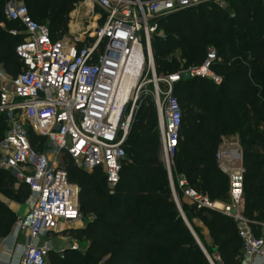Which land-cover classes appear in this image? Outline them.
Returning <instances> with one entry per match:
<instances>
[{
	"label": "trees",
	"instance_id": "obj_1",
	"mask_svg": "<svg viewBox=\"0 0 264 264\" xmlns=\"http://www.w3.org/2000/svg\"><path fill=\"white\" fill-rule=\"evenodd\" d=\"M8 0H0V64L11 76L23 68L16 54L24 36L10 30L23 27L6 18ZM31 17L46 25L53 40L69 31L70 14L81 0H23ZM166 37L152 39L158 75L201 67L214 48L217 59L210 70L222 78L217 85L203 76L183 75L176 83L174 96L179 101L183 120L178 151L172 170L175 185L180 180L187 188L209 195L212 200L229 201V181L216 161L221 138L235 127L252 136L246 143L255 151L244 155L245 215L257 236L264 223V5L260 0H232L229 9L201 5L160 19ZM181 53V61L176 53ZM182 65V68H181ZM243 110V111H242ZM238 111L242 114L235 118ZM8 123L0 111V140ZM46 137L30 132L31 145L44 151ZM120 182L109 192L102 168L87 172L78 167L66 152L69 180L79 187L80 209L91 220L83 228L71 229L70 236L87 242L83 254L67 250L61 258L51 251L48 264H211L184 221L174 199L170 177L161 160L158 115L150 97H145L134 114L126 144ZM177 183V184H176ZM30 189L16 185L11 171L0 167V191L17 194L26 200ZM184 189L182 188V191ZM207 196L209 199L210 197ZM211 200V199H210ZM197 233L194 218L203 219L212 243L202 239L215 264H243V242L239 225L230 217L208 208L183 205ZM17 215L0 200V237H6ZM213 246L215 248H213ZM220 256V260L216 256Z\"/></svg>",
	"mask_w": 264,
	"mask_h": 264
},
{
	"label": "built area",
	"instance_id": "obj_2",
	"mask_svg": "<svg viewBox=\"0 0 264 264\" xmlns=\"http://www.w3.org/2000/svg\"><path fill=\"white\" fill-rule=\"evenodd\" d=\"M232 0H81L71 12L69 37L53 40L46 25L35 21L23 1L10 0L4 12L19 21L23 35L16 54L22 70L11 76L0 64V111L8 129L0 140V167L9 170L32 193L29 210L16 221L15 238L24 236L20 258L4 264H48L51 251L61 258L67 250H79L70 225H78L79 187L69 180L64 152L79 168L92 172L102 168L111 194L120 182L125 144L143 92L153 85L161 140V160L172 182L183 114L174 96L176 83L189 72L217 85L222 78L211 70L217 59L210 48L205 63L172 74L158 75L152 48L155 36L165 38L161 18L201 5L227 10ZM264 5V0H260ZM86 18L80 22L75 17ZM50 140L39 151L31 145L30 132ZM216 161L229 181V201H211L180 180L189 205L208 208L232 218L239 225L244 257L264 255V236H257L245 215L244 155L240 147L222 138ZM173 196L179 204L175 189ZM264 223H262L263 225ZM60 237L55 247L53 236ZM3 238L0 237V242ZM59 242V240H57Z\"/></svg>",
	"mask_w": 264,
	"mask_h": 264
},
{
	"label": "rangeland",
	"instance_id": "obj_3",
	"mask_svg": "<svg viewBox=\"0 0 264 264\" xmlns=\"http://www.w3.org/2000/svg\"><path fill=\"white\" fill-rule=\"evenodd\" d=\"M8 1H10V0H8ZM18 1H23V0H18ZM77 8H78V5L75 7V9L73 10V11H75V10H77ZM72 11V12H73ZM80 11H78V12H75V17H76V19H78L80 22H84L85 20H86V18H84V17H82L81 15H79L78 16V13H79ZM69 37V31H68V33L67 34H65L64 36H63V38H68ZM176 57H177V60L178 61H181L182 63H183V61H182V59H181V53L180 52H177L176 53ZM181 68H182V65H181ZM161 75H163V74H161ZM153 89V85L151 84V85H148V88H147V90L146 91H144L143 92V95H147L148 97H150V99H151V101H152V103H153V107H154V110H155V112H157V109H156V105H155V100H154V97L152 96V94H151V90ZM137 111V110H136ZM243 111V110H242ZM242 111H238V113L236 114V116H235V118L236 119H238V116L239 115H241L242 114ZM157 115H158V113H157ZM244 127H238V126H236L235 127V130H231V131H228L226 134H224L223 136H222V138L224 137V138H226L227 140H229V141H231V142H233L234 144H236L238 147H240L241 148V150L243 151V153L244 152H246V151H255L257 148L255 147V146H250V145H248L246 142L247 141H249L250 139H252V136H247L246 134H242V131H244ZM221 138V139H222ZM45 145H47V147H49V144H50V140L49 139H45ZM163 163V162H162ZM163 166V168L165 167L164 166V164L162 165ZM165 170L167 171V169L165 168ZM173 170H175V165L173 166ZM168 172V171H167ZM169 174V173H168ZM170 177V176H169ZM172 178H173V175H172ZM14 179H15V181H16V185H17V187H19L20 186V184H22L15 176H14ZM170 183H171V181H170ZM177 184V183H176ZM173 187H174V189H175V192H176V195H177V198H178V200H179V203H180V206H181V209H182V211L184 212V210H183V205H187L188 203H187V201H186V198H185V195H184V191H182V187L180 186V182L177 184V187H176V185H175V181L173 180V185H172V183H171V188H172V190H173ZM28 191V190H27ZM197 191V190H196ZM173 192V191H172ZM199 193H201V192H199ZM28 195H30V192L28 191ZM207 196H209V195H207ZM210 197V196H209ZM0 198H2V200H3V202L10 208V205H13V204H16V205H20V204H23V203H25V200L24 201H20V199H18V195L17 194H11V193H9V192H2V191H0ZM210 199H211V201H217V200H212V198L210 197ZM179 208V207H178ZM185 214V213H184ZM186 216V215H185ZM186 218H187V216H186ZM92 218H91V216H84V218H83V220L80 222V223H78V225H75L74 223L73 224H71L70 225V227L71 228H78V227H80V228H83V227H85L87 224H88V222L91 220ZM187 220H188V218H187ZM189 221V220H188ZM194 221H195V224H196V226H198L199 228H200V232L199 233H197L196 231H195V229H194V227L191 225V223H190V221H189V224L191 225V228L193 229V231L195 232V234L197 235V237L199 238V240H200V242L203 244V246L205 247V245H204V243H203V241H202V239H204L206 242H207V244H211L212 242L210 241V240H207V238H206V236H205V230H204V226L206 227V224L204 223V221H203V219L202 218H200V217H195L194 218ZM53 239H55L54 241H55V247H58L59 245H61V243L60 242H58L56 239H57V236H53ZM69 243H71V244H73V241L71 240V242H68V244ZM79 246H80V249L79 250H77V251H79V253H81V254H83L84 253V251H85V249H86V247H87V242H81L80 244H79ZM205 249L207 250V248L205 247ZM213 260V259H212ZM213 262H214V260H213ZM100 264H103V263H100ZM214 264H215V262H214Z\"/></svg>",
	"mask_w": 264,
	"mask_h": 264
},
{
	"label": "crops",
	"instance_id": "obj_4",
	"mask_svg": "<svg viewBox=\"0 0 264 264\" xmlns=\"http://www.w3.org/2000/svg\"><path fill=\"white\" fill-rule=\"evenodd\" d=\"M31 199H32V193H30L29 197L25 200V203L20 204V205H16V204L10 205V209L15 212V214L17 215V219H18V217L25 215L28 212ZM0 200L3 201L2 198H0ZM218 202H221V201H218ZM15 225H16V223L14 224L9 235L6 237H2L3 241L0 242V264H4L5 260L11 259V258H13L14 261L17 263V261L20 258V253L22 250V244L24 243L25 238H24V236H21L18 239L15 238V232H16ZM78 228H80V227H78ZM71 229H76V228H71ZM204 230H205L204 234H205L207 240H210L212 242V239L210 236V231H209L208 227L204 226ZM261 236H264V224L261 225ZM60 239H61L60 237H57L56 240H59V242H60ZM71 240L77 241L79 244L81 243L78 240L74 239L73 237H72V239H70L69 242H71ZM216 259L220 260V256L217 255ZM243 264H264V255L261 257H258L254 261L246 259L244 257Z\"/></svg>",
	"mask_w": 264,
	"mask_h": 264
},
{
	"label": "water",
	"instance_id": "obj_5",
	"mask_svg": "<svg viewBox=\"0 0 264 264\" xmlns=\"http://www.w3.org/2000/svg\"><path fill=\"white\" fill-rule=\"evenodd\" d=\"M184 75H185L186 78H188V77H192L191 74H190L189 72H186ZM172 182H173V179H172ZM177 205H178V207H179L180 213H181V215H182L184 221L186 222V224L188 225V227H189L190 230L192 231V233H193V235H194L196 241L198 242V244H199L200 247L202 248L203 252H204L205 255L207 256V258H208V260L210 261V263H211V264H214V262H213L212 258L210 257L208 251L205 249V247H204L203 244L200 242L199 238L197 237V235L195 234V232H194L193 229L191 228V225L189 224V221L187 220V218H186L184 212L182 211L181 206H179L178 203H177ZM213 248H215V247L213 246Z\"/></svg>",
	"mask_w": 264,
	"mask_h": 264
}]
</instances>
